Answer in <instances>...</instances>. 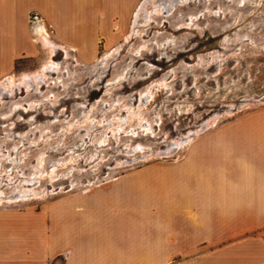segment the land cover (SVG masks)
Here are the masks:
<instances>
[{
    "label": "rangeland",
    "instance_id": "1",
    "mask_svg": "<svg viewBox=\"0 0 264 264\" xmlns=\"http://www.w3.org/2000/svg\"><path fill=\"white\" fill-rule=\"evenodd\" d=\"M143 2L111 3L92 49L66 47L29 11L35 54L0 76V196L14 200L0 209H39L93 187L139 182L143 173L155 180L195 138L264 111V0H172L149 25L142 11L132 35ZM50 62L58 69L43 83L20 85Z\"/></svg>",
    "mask_w": 264,
    "mask_h": 264
},
{
    "label": "crops",
    "instance_id": "2",
    "mask_svg": "<svg viewBox=\"0 0 264 264\" xmlns=\"http://www.w3.org/2000/svg\"><path fill=\"white\" fill-rule=\"evenodd\" d=\"M116 1L0 0V76L35 54L30 10L66 47L92 49ZM220 130L155 180L0 209V264H264V111Z\"/></svg>",
    "mask_w": 264,
    "mask_h": 264
},
{
    "label": "bare ground",
    "instance_id": "3",
    "mask_svg": "<svg viewBox=\"0 0 264 264\" xmlns=\"http://www.w3.org/2000/svg\"><path fill=\"white\" fill-rule=\"evenodd\" d=\"M172 0H159L160 4L159 5H155L154 6V10L148 12L145 8L146 4L150 2V0H144V2L141 4V6L138 8V10L135 13V19H134V26H133V32L132 35L135 34L137 27H138V18L140 13L143 11H145V13H147V22L146 24L149 25L152 23V15L153 13L159 12L160 8H165L166 4L168 2H170ZM158 8V9H156ZM37 33L39 34V36L41 37V40L43 41L44 45L50 49V51L52 53H55V51L58 49V45L51 39L46 27L44 25H40L37 28ZM131 35V36H132ZM58 69V65L55 64V62H50L48 63L41 72H39L38 74H34L33 76H25L24 79L20 82V85H24L26 87V89H30L33 88L34 86H39L41 83L44 82V80L46 79L47 76H49L50 72L52 70H56ZM209 122L205 123L202 125V128L200 130H198L197 132H194L193 135L200 133V131H202L204 128H206L208 126ZM188 140H192L191 135H189L185 141H175L172 145L171 148H169L167 151L162 152L161 154H166L169 155L172 153V151H174L173 149L175 148H179L182 147L184 145L185 142H187ZM55 172V171H54ZM54 175V173L52 174V176ZM26 192V191H24ZM25 194V193H24ZM24 194H22L21 197H25L23 196ZM14 200L12 199H6L3 196H0V205L3 204V202H9L12 203Z\"/></svg>",
    "mask_w": 264,
    "mask_h": 264
},
{
    "label": "built area",
    "instance_id": "4",
    "mask_svg": "<svg viewBox=\"0 0 264 264\" xmlns=\"http://www.w3.org/2000/svg\"><path fill=\"white\" fill-rule=\"evenodd\" d=\"M29 17L33 26L38 28L40 25H42L43 19L41 18L39 13L32 11Z\"/></svg>",
    "mask_w": 264,
    "mask_h": 264
}]
</instances>
